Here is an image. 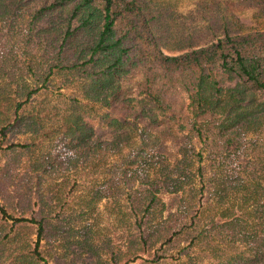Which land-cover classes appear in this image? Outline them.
Returning a JSON list of instances; mask_svg holds the SVG:
<instances>
[{"label": "trees", "instance_id": "obj_1", "mask_svg": "<svg viewBox=\"0 0 264 264\" xmlns=\"http://www.w3.org/2000/svg\"><path fill=\"white\" fill-rule=\"evenodd\" d=\"M219 27L0 0V264H264V30Z\"/></svg>", "mask_w": 264, "mask_h": 264}, {"label": "rangeland", "instance_id": "obj_2", "mask_svg": "<svg viewBox=\"0 0 264 264\" xmlns=\"http://www.w3.org/2000/svg\"><path fill=\"white\" fill-rule=\"evenodd\" d=\"M162 3H170L178 12L181 22L201 44L214 40L220 34V24L224 17L237 18L243 29L264 30V13L258 12L251 4V0H158ZM58 77H56L57 79ZM254 139V135H250ZM7 139L14 142L20 139L19 135ZM254 142L260 150H264V134L255 138ZM259 152V150H258ZM264 159V155H257ZM207 176L213 174V168L206 170ZM72 189V188H71ZM70 189V190H71ZM103 205H100L102 209Z\"/></svg>", "mask_w": 264, "mask_h": 264}]
</instances>
